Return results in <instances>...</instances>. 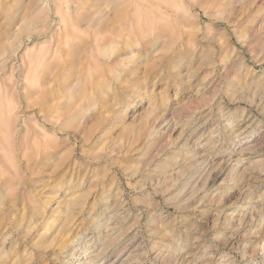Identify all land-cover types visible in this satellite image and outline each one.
Returning a JSON list of instances; mask_svg holds the SVG:
<instances>
[{"label": "clouds", "instance_id": "obj_1", "mask_svg": "<svg viewBox=\"0 0 264 264\" xmlns=\"http://www.w3.org/2000/svg\"><path fill=\"white\" fill-rule=\"evenodd\" d=\"M264 0H0V264H264Z\"/></svg>", "mask_w": 264, "mask_h": 264}, {"label": "rangeland", "instance_id": "obj_2", "mask_svg": "<svg viewBox=\"0 0 264 264\" xmlns=\"http://www.w3.org/2000/svg\"><path fill=\"white\" fill-rule=\"evenodd\" d=\"M262 119H264V118H262Z\"/></svg>", "mask_w": 264, "mask_h": 264}]
</instances>
